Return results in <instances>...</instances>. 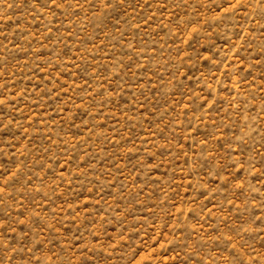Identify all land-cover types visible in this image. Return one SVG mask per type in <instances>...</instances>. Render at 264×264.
<instances>
[{"label": "rangeland", "instance_id": "rangeland-1", "mask_svg": "<svg viewBox=\"0 0 264 264\" xmlns=\"http://www.w3.org/2000/svg\"><path fill=\"white\" fill-rule=\"evenodd\" d=\"M0 264H264V0H0Z\"/></svg>", "mask_w": 264, "mask_h": 264}]
</instances>
